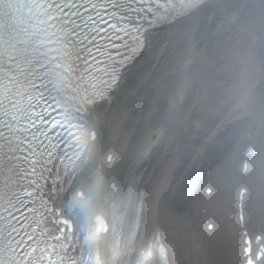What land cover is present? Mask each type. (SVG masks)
Masks as SVG:
<instances>
[{
    "label": "bare ground",
    "instance_id": "obj_1",
    "mask_svg": "<svg viewBox=\"0 0 264 264\" xmlns=\"http://www.w3.org/2000/svg\"><path fill=\"white\" fill-rule=\"evenodd\" d=\"M206 17L228 33L208 36L209 25L195 42L191 36ZM261 52L264 0H210L149 33L145 51L122 76L112 100L88 115L96 130L91 160L79 179L85 196L110 194L141 176L136 184L143 207L140 240L160 233L172 264H241L245 236L254 242L261 237L259 246L264 244L263 128L250 142L258 154L250 165L248 188L241 189L245 195L231 205L236 215L221 216L200 192L194 204L198 214L176 213L165 205L186 168L194 160H208L203 149L227 110L251 100L252 87L264 72ZM260 122L264 118L258 127ZM203 219L214 222L211 234L203 230Z\"/></svg>",
    "mask_w": 264,
    "mask_h": 264
},
{
    "label": "snow or ice",
    "instance_id": "obj_2",
    "mask_svg": "<svg viewBox=\"0 0 264 264\" xmlns=\"http://www.w3.org/2000/svg\"><path fill=\"white\" fill-rule=\"evenodd\" d=\"M27 4L28 0H0V175L11 170L13 175L28 181L29 189L35 188L32 195L39 197L40 179L46 172L51 175L49 161L62 146L58 139L62 122L57 123L59 108L46 79L48 63L44 32L40 29L30 33L34 48L28 47L25 39L21 38L22 35H29L22 14ZM63 4L71 8L76 0H62ZM93 43L80 42L81 59H84V51L92 48ZM97 50L88 51L89 62L95 58ZM32 52H35L37 59L31 58ZM16 235L19 237L20 233ZM23 235L28 237L27 232ZM7 251L0 243V264H7L4 255ZM246 252L248 264H264V248L254 255L250 248ZM68 260L69 264H80L73 257ZM36 264L43 262L37 258ZM49 264H64V257L54 260L50 256Z\"/></svg>",
    "mask_w": 264,
    "mask_h": 264
},
{
    "label": "rangeland",
    "instance_id": "obj_3",
    "mask_svg": "<svg viewBox=\"0 0 264 264\" xmlns=\"http://www.w3.org/2000/svg\"><path fill=\"white\" fill-rule=\"evenodd\" d=\"M231 15L232 14L229 13V16ZM209 25L210 33H207L208 36L214 32H219L221 34L228 33L227 28L218 27L216 21L210 24V21H208L206 17L201 21L191 38L199 43V40L204 32L207 31ZM262 55L264 54L262 53ZM260 74L262 77L259 76L257 83L253 85L250 92L251 100L240 101L238 106L231 109L229 108L218 125V127L224 126L231 128V125L237 117L246 118L242 124L238 125V138H235V141L232 143L229 156L211 173L212 179L218 184V190H221V197L225 201L222 206H220L223 210H225L224 207L229 208L235 201L238 188L243 186V182L247 184L248 178L250 177V173L246 174L245 177H242L240 173V164L243 160V154L250 147V144L244 141V135L251 132L252 138H254L259 128H263L264 130V122H260V127H258L259 119L264 118V72L261 71ZM193 211L195 214L198 213L195 209H193L192 212Z\"/></svg>",
    "mask_w": 264,
    "mask_h": 264
}]
</instances>
